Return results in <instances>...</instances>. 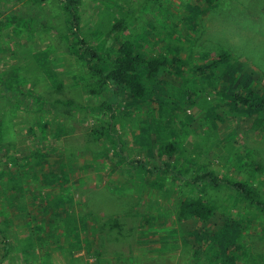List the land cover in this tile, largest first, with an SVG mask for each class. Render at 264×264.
<instances>
[{
	"label": "rangeland",
	"instance_id": "rangeland-1",
	"mask_svg": "<svg viewBox=\"0 0 264 264\" xmlns=\"http://www.w3.org/2000/svg\"><path fill=\"white\" fill-rule=\"evenodd\" d=\"M207 1L80 0V29L83 36L102 47L109 43L107 31L111 25L124 19L128 30L120 39L142 37L146 48H154H149L153 54L165 52L167 57L184 63V72L192 67V60L207 54L217 58L222 48H226L233 58L251 62L264 76V0ZM0 10L5 11L0 19L7 22L3 30L0 29V117L3 123L0 160H4V156L14 159L22 148L31 147L42 152L44 174L51 171L50 166L57 170L54 176L57 183L48 189H41L45 185V180H41L43 173L38 176L40 184L27 175L24 185L27 194L45 205L55 204V200L61 198L65 204L71 201L73 211L105 217L118 215L125 228L135 229L132 238L125 241L130 246L107 243L100 259L92 256L87 263L214 264L204 256L193 255L184 236L186 227L179 225L175 217L179 198L197 193L173 179V172L166 173L162 159L164 161V145L173 144L172 164L178 171L186 172V176L208 168L230 174V165L219 159L213 150L218 146L223 148L227 130L234 127V122L225 118L224 127L219 125L216 132L208 136L206 130L215 119L209 114L212 106L207 107L204 115L196 113L193 117L189 107L171 108L164 103L165 108L155 110L149 103L144 110L131 113L130 108L120 103L111 122V134L96 140L94 132H102L108 119L99 112V106L106 99H88L84 95L79 85L80 64L66 54L56 33L42 27L44 21L55 22L56 5L46 0L42 14L16 0H0ZM197 89L202 91L198 84ZM3 100L7 107L3 106ZM56 101L72 104L64 107ZM189 117L195 121H189ZM258 121L264 125V117ZM262 127L257 121L254 124L246 121L240 124L235 140L249 162L255 161L263 169L250 180L264 197ZM28 129H32L30 135L34 134L38 143L34 144L35 138L27 136ZM250 152L252 155H247ZM135 161L146 163L152 175L146 178L131 169ZM58 162L60 165H55ZM201 191L240 224L241 242L234 247L241 264H264V215L205 184ZM32 209L27 207L19 215L8 208L1 209L0 222L4 215L11 223L5 230L14 247L11 255L18 256L24 246L37 244L49 257V264L51 261L56 264L57 260V264H63L67 256L61 258L57 253H48L49 239H46L48 234L42 233L43 223L37 224L31 219L28 226L22 224ZM1 226H4L2 222ZM26 252L30 256L34 254ZM72 254L82 255L83 252Z\"/></svg>",
	"mask_w": 264,
	"mask_h": 264
},
{
	"label": "trees",
	"instance_id": "trees-1",
	"mask_svg": "<svg viewBox=\"0 0 264 264\" xmlns=\"http://www.w3.org/2000/svg\"><path fill=\"white\" fill-rule=\"evenodd\" d=\"M45 1L16 0L18 4L27 5L42 14ZM50 3L56 5L58 13L53 24L44 21L42 27L56 33L64 45L66 54L80 64L82 73L79 85L84 95L88 99H106L99 106V112L108 119L102 132H94L96 140L102 139L105 134H111V122L115 120V110L120 103L130 108L131 113L144 110L149 103L155 110L165 108L164 103H167L171 108L189 107L192 109V115L196 113L204 115L207 107L212 106L209 114L215 119L214 124L211 123V127L206 130L208 136L216 132L219 125L223 126L225 118L234 122L233 128L225 129L227 140L223 148L216 146V150H213L219 159L230 165V174L208 168L186 176V172L178 171L172 164L175 152L173 144L164 145L162 166L166 173L173 172L172 178L177 179L185 189H194L197 193L195 196L180 197L175 213L178 224L186 227L184 236L191 246L193 255L204 256L214 264H241L240 256L234 247L241 242L240 224L229 218V215L222 212L220 206L204 196L201 186L205 184L215 191L232 196L233 201L246 204L264 215V197H261L257 186L250 180L263 169L259 164H255V161L249 162L242 146L235 140L240 124L246 121L251 124L257 121L258 126H263L264 129L263 123L258 121L264 117L262 72L245 59L233 58L226 48H222L217 58L213 59L207 54L192 60L190 62L192 67L184 72V63H180L177 58L167 57L165 52L153 54L149 48L152 50L154 48L152 46L146 48L143 44L145 39L142 37L136 36L133 40L120 39V35L128 30V24L124 19H119L111 25L107 31L109 43L99 47L92 39L82 35L80 0H50ZM4 14L5 11L0 10V16ZM12 17L13 20L17 19L14 13ZM6 24L5 20L0 19L1 30ZM149 40L148 38L147 41ZM152 40L155 41L154 38ZM197 84L202 87V91H198ZM56 103L64 107H70L72 104L69 101ZM2 104L7 107L4 100ZM138 116L137 119H140ZM193 117H189V121H195ZM2 124L0 117V142L3 140ZM160 125L163 126V123L160 122ZM27 131V136L33 132L32 129ZM30 136L35 138L34 134ZM36 140L35 138L34 144L38 143ZM233 141L235 142L232 143ZM30 148H22L14 159L4 156L5 159L0 160L2 210L8 208L19 215L24 213L27 207H32V213L22 224L28 226L31 219L37 224H44L42 233L48 234L46 239H49V255L57 253L62 258L73 252L82 251L88 262L92 256L100 259L107 243L130 246L125 241L132 238L135 229L125 228L118 215L105 217L93 212L76 209L73 211L71 201L65 204L61 198L55 200V204L45 205L41 200L28 195L24 188L27 175H31L35 182L40 184L41 181H37L38 176L41 175L39 173H43L42 169L45 167L40 157L42 152ZM151 152L154 153V150ZM55 165H60V162ZM50 168L51 171L41 176V180H45V185H42L41 189L51 188L57 183L54 177L57 170L52 166ZM130 168L146 178L153 173L146 163L140 161H135ZM52 179L54 183H51ZM1 220L4 226L0 227L2 236L0 250L2 258H5L12 253L14 247L5 231L11 223L4 215ZM102 264L106 263L103 261Z\"/></svg>",
	"mask_w": 264,
	"mask_h": 264
},
{
	"label": "crops",
	"instance_id": "crops-1",
	"mask_svg": "<svg viewBox=\"0 0 264 264\" xmlns=\"http://www.w3.org/2000/svg\"><path fill=\"white\" fill-rule=\"evenodd\" d=\"M0 237L2 238L1 235ZM26 251H33L34 254L30 256L27 254ZM1 255H2V251L0 250V264H49V257L45 255L44 249L41 246H38L37 244L27 248H25L24 246V248L22 249V251H20V254L18 256L10 254L9 256L2 258ZM53 259L55 258L52 257V260ZM57 262L58 260L56 261V264ZM71 262H73V264H87V260L85 258V255L83 254L82 255L71 254L64 259L63 264H70ZM51 264H54L53 261H51Z\"/></svg>",
	"mask_w": 264,
	"mask_h": 264
}]
</instances>
